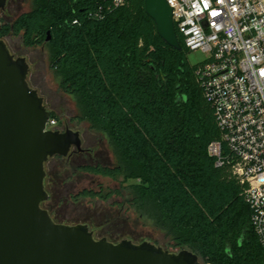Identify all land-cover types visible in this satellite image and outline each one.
<instances>
[{"label": "trees", "instance_id": "1", "mask_svg": "<svg viewBox=\"0 0 264 264\" xmlns=\"http://www.w3.org/2000/svg\"><path fill=\"white\" fill-rule=\"evenodd\" d=\"M177 34L181 50L159 36L145 0L111 7L105 0H31L30 10L5 22L0 35L44 46L79 121L106 139L112 156L84 149L90 160L81 169L121 177L130 208L175 248L212 264H264L245 185L208 153L220 130L197 81L198 65L189 62L190 50ZM51 118L58 120L53 111ZM66 177L49 176L54 195ZM111 196L110 190L83 189L63 197Z\"/></svg>", "mask_w": 264, "mask_h": 264}, {"label": "water", "instance_id": "2", "mask_svg": "<svg viewBox=\"0 0 264 264\" xmlns=\"http://www.w3.org/2000/svg\"><path fill=\"white\" fill-rule=\"evenodd\" d=\"M7 0H0V10ZM157 33L182 49L167 0H145ZM0 21V34L2 30ZM30 65L0 35V264H212L187 248L96 238L87 223L56 222L42 203L46 162L83 150L78 130L47 129L51 111L28 81Z\"/></svg>", "mask_w": 264, "mask_h": 264}, {"label": "built area", "instance_id": "3", "mask_svg": "<svg viewBox=\"0 0 264 264\" xmlns=\"http://www.w3.org/2000/svg\"><path fill=\"white\" fill-rule=\"evenodd\" d=\"M120 6L129 0H105ZM197 64V81L214 111L220 137L208 146L245 185L251 224L264 248V0H167ZM58 120L50 118L47 129Z\"/></svg>", "mask_w": 264, "mask_h": 264}, {"label": "rangeland", "instance_id": "4", "mask_svg": "<svg viewBox=\"0 0 264 264\" xmlns=\"http://www.w3.org/2000/svg\"><path fill=\"white\" fill-rule=\"evenodd\" d=\"M30 8L31 0H8L5 8L0 10V21L2 23L12 21ZM3 38L15 57H26L30 65L28 81L43 96L47 109L56 113L60 129L78 130L82 137L83 149H87L92 154L102 150L112 156L106 139L100 133L91 131L88 122L79 121L78 108L74 99L61 90L50 68L47 49L42 45L27 47L20 35ZM206 57V54L200 50L190 51L188 54L189 62L193 65L203 63ZM88 151L76 154L71 159H57L53 156L46 162L45 188L50 196L42 205L50 210L52 216L63 223H87L96 238L107 237L114 242L122 239H129L136 243L149 241L170 251L179 250L162 231L140 218L130 208L127 202L128 189L121 177L114 179L81 169L79 164L90 160ZM51 175L58 179L67 175L65 183H60L58 190L61 192L56 195L50 187L49 176ZM83 189L110 190L112 196L105 201L90 198L64 200V193L77 194Z\"/></svg>", "mask_w": 264, "mask_h": 264}, {"label": "flooded vegetation", "instance_id": "5", "mask_svg": "<svg viewBox=\"0 0 264 264\" xmlns=\"http://www.w3.org/2000/svg\"><path fill=\"white\" fill-rule=\"evenodd\" d=\"M8 1V0H7ZM2 24H4V23H2ZM56 129H58V130H61L60 129V127L58 126ZM67 129V128H66ZM61 131H63V130H61ZM84 150V149H83ZM83 150H78L77 148H75V147H73L71 150H70V152H69V154L68 155H70V154H72V153H75V154H77L78 152H82ZM58 156V155H57ZM51 187V186H50ZM51 189H53V188H51ZM49 193V192H48ZM49 196H50V194H49ZM43 208H45L44 206H43ZM46 209V208H45ZM48 211H49V213H50V210L49 209H47ZM50 215L52 216V214L50 213ZM52 218H53V216H52Z\"/></svg>", "mask_w": 264, "mask_h": 264}]
</instances>
